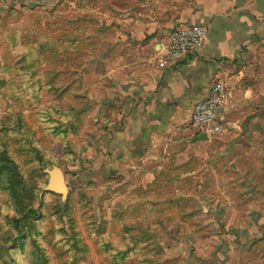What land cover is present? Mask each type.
<instances>
[{"label": "rangeland", "instance_id": "rangeland-1", "mask_svg": "<svg viewBox=\"0 0 264 264\" xmlns=\"http://www.w3.org/2000/svg\"><path fill=\"white\" fill-rule=\"evenodd\" d=\"M118 1L0 0V264H264V103L247 130L225 127L244 133L231 145L224 129L197 143L182 109L134 155L123 141L143 103H126ZM253 10L244 52L264 67ZM54 165L66 200L44 191Z\"/></svg>", "mask_w": 264, "mask_h": 264}, {"label": "crops", "instance_id": "crops-1", "mask_svg": "<svg viewBox=\"0 0 264 264\" xmlns=\"http://www.w3.org/2000/svg\"><path fill=\"white\" fill-rule=\"evenodd\" d=\"M128 1L129 5L126 7H122L118 1L119 4L108 9L123 12L115 17L116 23L113 20L108 24L112 26L115 23L114 42L119 46L123 45L124 53L128 55L125 58L132 56L134 59L131 63L132 71H124L126 75H130L123 81L128 100L126 103L135 98L137 100L134 103H143L133 110L134 113L129 118L135 125L132 128L128 122L127 128L131 132L124 137L123 144L131 148L134 155L147 152L145 145L158 140L155 134L156 124L165 123L160 128L161 131L175 128L181 121L180 111L186 109V114H190L193 105L206 98L218 81L227 85L231 100L218 112V121L224 132L217 140L227 139V144L231 145L235 137L243 136L242 132L228 134L225 127L247 130L257 116L256 110H259L254 103H264V67L257 66L259 63L252 64L253 53L244 52L246 44L252 38L254 27L258 26L250 12L254 11V6L257 7V12H263L264 7H258L251 0ZM261 2L263 5L264 0ZM184 23L207 25L208 33L202 51L179 60L170 59L165 67L160 66L158 58L162 43L175 27ZM117 58L121 59L120 56ZM257 60L263 64L262 60ZM134 65L139 67V78L133 71ZM119 71L122 70L118 69L117 72ZM157 103L164 105L157 109ZM230 111L238 117L227 119ZM157 115L162 118L158 119ZM246 132L251 133V130ZM201 133L203 131L196 130L193 140L199 144L212 141L209 136L207 139H199ZM230 150L227 146L219 152L224 155ZM213 152L217 153V149Z\"/></svg>", "mask_w": 264, "mask_h": 264}, {"label": "built area", "instance_id": "built-area-1", "mask_svg": "<svg viewBox=\"0 0 264 264\" xmlns=\"http://www.w3.org/2000/svg\"><path fill=\"white\" fill-rule=\"evenodd\" d=\"M207 33L206 24L184 23L175 27L159 49V65L165 67L170 59L179 60L200 53L205 45ZM230 100L227 85L222 81L216 82L209 95L193 105L190 124L195 130L203 131L209 137L219 134L223 126L218 121V112Z\"/></svg>", "mask_w": 264, "mask_h": 264}, {"label": "water", "instance_id": "water-1", "mask_svg": "<svg viewBox=\"0 0 264 264\" xmlns=\"http://www.w3.org/2000/svg\"><path fill=\"white\" fill-rule=\"evenodd\" d=\"M198 138L207 139L208 135L203 132L198 136ZM45 172L49 175V182L46 185L44 191L58 193L62 196L63 200H66L69 194V185L62 168L58 165H54L52 168H46Z\"/></svg>", "mask_w": 264, "mask_h": 264}, {"label": "trees", "instance_id": "trees-1", "mask_svg": "<svg viewBox=\"0 0 264 264\" xmlns=\"http://www.w3.org/2000/svg\"><path fill=\"white\" fill-rule=\"evenodd\" d=\"M197 133H198V132H197ZM1 151H2V150H0V153H1ZM5 152H6V151H5ZM20 177L23 178V176L21 175V172H20ZM19 182H20V183H18V185L21 184V181H19ZM32 210L34 211V210H36V209L33 208ZM32 210H31V211H32ZM29 213H30V212H27V213L24 214L23 216L28 215Z\"/></svg>", "mask_w": 264, "mask_h": 264}]
</instances>
